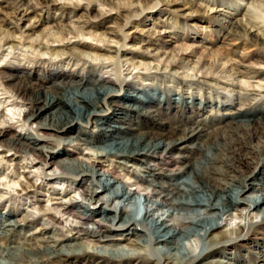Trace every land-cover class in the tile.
<instances>
[{"label":"bare ground","instance_id":"6f19581e","mask_svg":"<svg viewBox=\"0 0 264 264\" xmlns=\"http://www.w3.org/2000/svg\"><path fill=\"white\" fill-rule=\"evenodd\" d=\"M153 1L0 0V58L31 64L0 68V106L24 111L9 136L0 116V264H200L230 244L264 264V67L165 48L177 20ZM162 1L232 10L217 30L264 50L260 0ZM35 165L81 187L62 205L79 226L21 212Z\"/></svg>","mask_w":264,"mask_h":264},{"label":"rangeland","instance_id":"374dc122","mask_svg":"<svg viewBox=\"0 0 264 264\" xmlns=\"http://www.w3.org/2000/svg\"><path fill=\"white\" fill-rule=\"evenodd\" d=\"M160 1L162 3H160L159 6L153 11H162L163 16H161V20L167 22H169V19L171 18L177 20L176 24L171 23L169 28L160 27V25L157 27L158 30L166 29L165 32L170 33L174 38L173 42L171 44L167 43L165 48H175L176 50L180 51L186 50V53H192L198 59L205 58L207 60H213L214 58L222 56L227 59L241 62V65L246 69H258L264 67V63H262L260 60V58L264 57V50L261 48V46L256 45L255 42H252L250 40L233 41L225 35V32H219L217 30V20L225 19L227 21L232 19H240L239 14L236 15L234 11L223 8V10L219 11L218 13H211L210 15L211 17H213L211 19L208 17H204V14H202L203 11H194V8L192 9L184 3L175 1L171 5H166L162 0ZM142 2H148L149 5L151 4V2L154 3L153 0H142ZM232 3L239 4L240 2L232 0ZM260 3L264 5V0H260ZM50 15H56V13L54 11H51ZM118 23H121V21L118 20ZM132 45L133 42L129 41L128 49ZM6 63L15 66H19L22 64L31 66L28 60L23 56H19L17 58H0V68ZM38 72L40 71L37 70L36 73ZM32 78L34 79V77ZM3 101L4 99L2 98L1 102L3 103ZM23 112L24 111L20 106H6V104L0 106V116L4 113V118L6 117V120H10V122H12V124L15 126L11 129L5 128L6 136L14 133L17 129L16 126L20 125L18 122L21 120ZM260 147L261 144L256 145V148ZM250 157L251 156H247V162L251 161ZM37 167H39L38 170H36ZM119 171L121 172V169H118V173H120ZM43 172L46 173V178L43 176ZM54 173H59V170L54 165H49L44 168H42V166L35 165L32 173L29 176L32 179L33 183L40 188L38 189L37 194L31 195L33 198H26V201H24V203L26 204L21 206L20 210L21 212L27 210L29 212L28 217L33 212L42 214L43 210H48L50 216L55 215L56 218L61 222L59 226L60 230H62L63 233H66L68 228L74 226L77 227L79 226V223L67 214L62 213V205L65 203L68 204L69 201L79 203L83 199L87 198L82 194L81 187L71 183V180L67 179L65 181H53L54 178L57 177L52 176ZM120 174L123 173L121 172ZM127 177L132 178L131 176ZM127 177L124 178V181H127V184L130 185L131 181L128 180ZM129 187L130 189L135 191L136 194L140 195L141 197L143 196L144 192L141 190L138 184ZM4 211H6V209L1 210V212ZM36 213H34V215H36ZM32 219L33 217L31 216L28 218V220ZM234 221L237 222L238 220L235 219ZM45 227L52 228V225L42 226L41 223H30L28 224V227L21 233L24 235H35L37 238H41L42 235H40V232H42V228ZM86 228L89 230H94L95 226L92 223H88L86 225ZM39 244L42 246V243ZM228 246L234 245L230 244ZM228 246L220 247L219 251L222 253V255L204 259L200 264H241L250 261L252 256L251 253L237 249V245L229 253V251L226 252V248H228ZM262 250L264 251V247L262 248ZM19 257L20 255L17 254V259ZM1 262L5 261L1 260ZM67 264H88V262L69 261ZM131 264H138V261Z\"/></svg>","mask_w":264,"mask_h":264}]
</instances>
